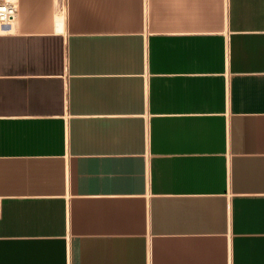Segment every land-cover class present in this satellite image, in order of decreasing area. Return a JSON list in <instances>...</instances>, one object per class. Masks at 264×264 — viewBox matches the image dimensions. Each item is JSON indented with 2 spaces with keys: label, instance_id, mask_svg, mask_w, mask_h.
<instances>
[{
  "label": "crops",
  "instance_id": "obj_1",
  "mask_svg": "<svg viewBox=\"0 0 264 264\" xmlns=\"http://www.w3.org/2000/svg\"><path fill=\"white\" fill-rule=\"evenodd\" d=\"M16 2L0 264H264V0Z\"/></svg>",
  "mask_w": 264,
  "mask_h": 264
},
{
  "label": "built area",
  "instance_id": "obj_2",
  "mask_svg": "<svg viewBox=\"0 0 264 264\" xmlns=\"http://www.w3.org/2000/svg\"><path fill=\"white\" fill-rule=\"evenodd\" d=\"M16 0H0V32L6 30V26L11 24L16 15Z\"/></svg>",
  "mask_w": 264,
  "mask_h": 264
}]
</instances>
